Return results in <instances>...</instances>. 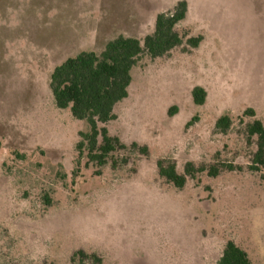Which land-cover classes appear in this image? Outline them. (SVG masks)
Wrapping results in <instances>:
<instances>
[{
	"label": "rangeland",
	"instance_id": "1",
	"mask_svg": "<svg viewBox=\"0 0 264 264\" xmlns=\"http://www.w3.org/2000/svg\"><path fill=\"white\" fill-rule=\"evenodd\" d=\"M178 1L0 0V264H77L79 250L102 259L85 264H217L230 240L264 264V167L249 169L257 138L244 129L248 108L264 120V0H186L180 29L201 45L133 69L107 127L147 156L87 165L76 144L88 124L50 89L67 58L119 35L143 39ZM223 115L233 120L226 133L216 126ZM158 160L180 173L188 162L242 169L197 171L180 189Z\"/></svg>",
	"mask_w": 264,
	"mask_h": 264
},
{
	"label": "trees",
	"instance_id": "2",
	"mask_svg": "<svg viewBox=\"0 0 264 264\" xmlns=\"http://www.w3.org/2000/svg\"><path fill=\"white\" fill-rule=\"evenodd\" d=\"M188 13V2L180 0L173 10L157 15L154 30L143 39L119 35L110 40L100 52L80 51L56 66L51 73L50 89L56 106L60 109L69 108L74 118L88 124V131L79 132V141L76 144L79 158L85 157L87 165L94 164L102 168L111 164L113 168H117L119 162L124 165L128 161V157L119 161L115 157L118 153L136 152L148 155L149 149L146 145L124 142L120 137L110 134L107 124L117 119L115 107L129 97L133 81L132 71L144 57L162 58L181 47L184 48L185 45L189 50L201 45L202 35L190 36L188 31L180 29ZM193 98L197 105H203L207 91L202 86H196L193 89ZM244 116L253 118L252 121L245 122L244 129L249 140L257 138V149L249 169L259 172L261 167H264V120L257 118L252 108L245 110ZM232 125L233 120L229 115L221 116L216 122L217 128L224 133L230 130ZM157 167L161 177L180 189L186 185L188 177L197 171H208L210 176H218L224 170L242 169L241 166L231 163L205 168L188 162L184 172L180 173L176 162L163 160H158ZM97 173H100V170ZM45 202L50 206L52 198L47 195ZM76 255L79 256L77 264H85L87 258L96 262L102 261L96 254L90 255L83 250H79ZM217 264L252 262L248 253L230 240L225 244Z\"/></svg>",
	"mask_w": 264,
	"mask_h": 264
}]
</instances>
